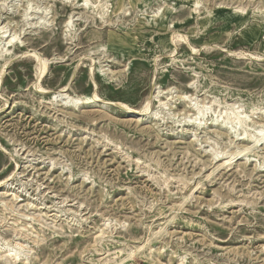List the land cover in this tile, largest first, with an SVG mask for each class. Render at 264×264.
I'll return each mask as SVG.
<instances>
[{
    "label": "rangeland",
    "instance_id": "obj_1",
    "mask_svg": "<svg viewBox=\"0 0 264 264\" xmlns=\"http://www.w3.org/2000/svg\"><path fill=\"white\" fill-rule=\"evenodd\" d=\"M75 1L0 0V264H264V0Z\"/></svg>",
    "mask_w": 264,
    "mask_h": 264
},
{
    "label": "bare ground",
    "instance_id": "obj_2",
    "mask_svg": "<svg viewBox=\"0 0 264 264\" xmlns=\"http://www.w3.org/2000/svg\"><path fill=\"white\" fill-rule=\"evenodd\" d=\"M70 2H73V1H75V0H69ZM76 2V1H75ZM88 3H90L88 0H85L84 1V3H80L79 5H81V6H83V7H87L88 6ZM98 3V2H97ZM100 4V3H99ZM96 5V4H95ZM159 13V12H158ZM15 37V36H14ZM15 38H17V36L15 37ZM14 38L13 37H11V39H9L8 40V44L9 45H12L13 43H14ZM195 49V48H194ZM27 52V51H26ZM38 54V53H37ZM36 53H35V55H36V57L38 58V61L40 62V70H39V72H40V75L42 76V74L46 71L45 69H46V67H47V62L45 61V60H43L42 59V57L41 56H39V55H37ZM38 73V72H37ZM4 74V73H3ZM1 76H2V73L0 72V78H1ZM40 78V77H39ZM1 82V81H0ZM41 85H38V87H40ZM66 87V86H65ZM40 89H41V91L43 92V93H50L51 94V96H50V99L52 100V101H57V102H67V103H71V104H73V105H82V104H90V103H95L96 104V102H98V100H100V98H98V96H97V94L94 92V94L91 96V95H82V96H78V97H76V98H74V97H71L67 92H66V90L65 89H63V90H60V91H56V92H54V91H50L49 89H46V88H44V87H40ZM39 89V90H40ZM157 96V95H156ZM155 96V94H154V92H152L151 94H150V97L151 98H154V97H156ZM98 98V99H97ZM147 101V100H146ZM150 99L148 100V104H150ZM147 104V103H146ZM146 104H144V105H146ZM123 105V104H122ZM124 106V109L128 112V113H134V114H138V115H141V117H144V118H146L147 119V110H149V107L146 105L144 108L142 107V108H140V109H133V108H131V107H129V106H127V105H123ZM122 106V107H123ZM150 106V105H149ZM189 107H191V108H194L195 106H194V104H192V103H189V105H188ZM236 114V113H235ZM202 115H203V117H204V115H205V113L203 112L202 113ZM203 117H200L199 119L198 118H195L193 121H191V123H190V126H192V127H196L197 125H201V123H202V121H203ZM213 119V118H212ZM198 121H200V122H198ZM247 121H248V119L246 118L245 119V117H242L239 113H237L236 114V116L234 117V119H225V120H222V121H216L215 119H213L211 122H206V124L205 125H209V126H215V127H217V128H219V129H223L224 131H226V132H229V133H234V131H236L235 129H236V124H238V123H241L242 125H245V134L247 133V136L248 137H245V136H243V137H240V138H238V140H240V141H242V142H246V145H250V146H248V147H244V148H239L238 149V151L234 154V156L235 155H241V154H245L246 155V153H245V151L247 152V150H249L251 147H253V146H255V144H261V145H263L264 144V129H262V130H260L262 133L260 134V135H255L253 132L254 131H257V129H258V127H256V125L258 124V121H255V120H251L250 122H251V124H247ZM249 126H251L252 128H254V131L251 133V134H249V131H248V129H247V127H249ZM193 129H195V128H193ZM194 132V131H193ZM241 135V134H240ZM242 136V135H241ZM237 140V141H238ZM219 153V152H218ZM217 155V153H214L213 154V159L215 160V159H218V160H223L224 159V157H222V158H219L220 156H216ZM234 157L233 156H229L228 157V159H226V160H223V162H221L220 164H219V166H224V165H226V164H230V162H231V160L233 159ZM218 166V167H219ZM3 181H0V189H2L3 188ZM4 190V189H3ZM8 191V190H7ZM11 192V191H10ZM10 194H12V195H14L15 197H16V199H18L19 197L17 196V194H15L14 192H11ZM33 218V217H32ZM18 248H20V244H19V247ZM16 251H18L17 249H16ZM10 256H13V254H9ZM14 259H17V254L15 255V257H14ZM13 259V260H14Z\"/></svg>",
    "mask_w": 264,
    "mask_h": 264
}]
</instances>
